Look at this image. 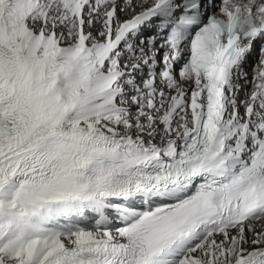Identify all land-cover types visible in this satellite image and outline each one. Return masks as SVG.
Instances as JSON below:
<instances>
[{
  "label": "snow or ice",
  "instance_id": "snow-or-ice-1",
  "mask_svg": "<svg viewBox=\"0 0 264 264\" xmlns=\"http://www.w3.org/2000/svg\"><path fill=\"white\" fill-rule=\"evenodd\" d=\"M0 264H264V0H0Z\"/></svg>",
  "mask_w": 264,
  "mask_h": 264
}]
</instances>
